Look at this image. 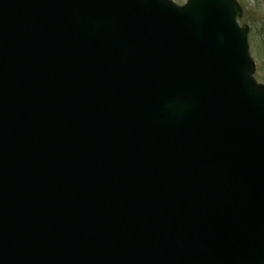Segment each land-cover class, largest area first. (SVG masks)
Segmentation results:
<instances>
[{
    "label": "water",
    "instance_id": "1",
    "mask_svg": "<svg viewBox=\"0 0 264 264\" xmlns=\"http://www.w3.org/2000/svg\"><path fill=\"white\" fill-rule=\"evenodd\" d=\"M232 0H0V264H264V86Z\"/></svg>",
    "mask_w": 264,
    "mask_h": 264
},
{
    "label": "rangeland",
    "instance_id": "2",
    "mask_svg": "<svg viewBox=\"0 0 264 264\" xmlns=\"http://www.w3.org/2000/svg\"><path fill=\"white\" fill-rule=\"evenodd\" d=\"M183 5L186 0H172ZM241 8L240 25L248 26L251 59L255 63L254 78L264 84V0H235Z\"/></svg>",
    "mask_w": 264,
    "mask_h": 264
}]
</instances>
